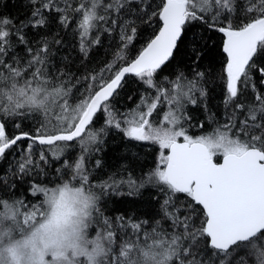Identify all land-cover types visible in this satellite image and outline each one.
<instances>
[{
  "label": "snow or ice",
  "instance_id": "snow-or-ice-1",
  "mask_svg": "<svg viewBox=\"0 0 264 264\" xmlns=\"http://www.w3.org/2000/svg\"><path fill=\"white\" fill-rule=\"evenodd\" d=\"M27 5L19 26L0 14V160L19 156L10 173L0 175V264H264V0ZM153 22L157 28L129 58L138 25ZM73 23L82 59L102 44L103 34H117L116 50L86 76L53 75L50 43L33 48L25 29L68 30ZM207 32L223 36L218 86L232 113L223 125L193 135L185 109L214 90L199 70ZM181 51L191 61L189 73L164 75ZM129 75L145 94L120 114L114 105ZM30 117L39 123L24 130ZM111 131L121 137L118 147L129 149L121 160L150 144L157 166L142 176L125 169L126 178L92 183L87 157ZM74 147L80 155L73 160ZM52 160L63 166L56 172L70 178L51 188L26 179ZM95 167L102 168L100 159ZM22 184H28L23 193ZM144 192L154 200L148 219L105 215L104 197Z\"/></svg>",
  "mask_w": 264,
  "mask_h": 264
},
{
  "label": "trees",
  "instance_id": "trees-1",
  "mask_svg": "<svg viewBox=\"0 0 264 264\" xmlns=\"http://www.w3.org/2000/svg\"><path fill=\"white\" fill-rule=\"evenodd\" d=\"M60 2L63 6L64 0H60ZM71 2L76 3L77 0H71ZM149 2H152V0H149ZM159 2L160 0H154V5ZM28 12L27 0H0V14L12 17L17 26L25 19ZM138 27L141 35H138L134 47L129 48V58L133 57L144 45L149 36L153 34L154 29L157 28V24L153 22L151 27L146 25H138ZM25 31L28 34V39L33 48L42 41L50 43L51 55L49 58V67L53 75H56L57 70H60L77 77L86 76L90 72L97 70L106 61L112 59L113 53L116 50V44L119 42L115 32L111 35L103 34L101 35L102 44L93 46L89 51L88 58L82 59L83 54L79 50V36L74 34L75 23L70 25L68 30H60L55 26H51L47 29H25ZM55 38L60 39L62 43L59 45L52 43ZM204 41L205 45L202 47L205 55L200 62L199 70L209 74L211 83L208 87L214 88V90L210 91L207 97H197V105H187L185 109L191 117V120L185 126L189 127L190 134L193 135L210 131L217 125H223L232 113L231 107L225 108L222 89L218 86L223 84V81L220 79L225 63V57L222 53L223 36L216 32H207L204 33ZM19 48L22 49L23 46H19ZM19 54L24 55L22 51ZM190 63L189 57L185 55L184 51H181L176 55V59L169 65L164 75L171 77L173 73L180 71L188 74L190 71L188 67ZM126 81L125 86L119 90L117 97L119 103L114 105L115 110L120 114H126L131 109H134L139 103L138 97L145 94L144 89L139 83L134 82V77L129 75L126 77ZM83 83L84 81L82 80L81 84ZM83 90V87H81V91ZM166 110L167 105L162 106L161 116ZM159 118L157 117V120ZM38 123V118L30 117L22 124V128L24 130H30L28 128L30 124L32 130H34ZM101 124V121H97L96 126L99 127ZM198 124H204L205 128L200 129L196 127ZM241 138L243 139L244 137ZM104 139L106 143L100 145L101 150L92 151L86 160V168L92 183L99 184L111 178L117 180L126 178L127 173L125 169L133 171L136 176H142L157 166L159 156L155 145H137L136 148L130 150L132 155L129 160H121V157L127 155L129 152V149L118 147L121 144V137L115 131H111ZM70 151L73 160L80 155L78 147H74ZM18 158L19 156L17 154H13L6 160H0V175L10 173V166H14ZM67 158L68 153H65L62 159ZM97 159L102 161V168L95 167V160ZM219 159L217 158L218 162ZM57 168L62 169V164L60 161L52 160L50 165L44 166V171L40 172L39 175L33 173L30 178L26 179H29V182L34 181L49 188L54 187L57 183L63 182L64 179L70 178L58 174L56 172ZM27 187L28 184H22L20 186V192L23 193L24 188ZM150 196L151 193L149 192H144L142 197L117 196L113 194L103 198V211L105 215L111 217L124 216L126 219L129 217H135L138 220L148 219L146 213L151 211V203H154V200L150 203ZM32 202L38 201L33 199ZM145 227L149 226L145 225Z\"/></svg>",
  "mask_w": 264,
  "mask_h": 264
},
{
  "label": "water",
  "instance_id": "water-1",
  "mask_svg": "<svg viewBox=\"0 0 264 264\" xmlns=\"http://www.w3.org/2000/svg\"><path fill=\"white\" fill-rule=\"evenodd\" d=\"M219 162H221L220 159H219Z\"/></svg>",
  "mask_w": 264,
  "mask_h": 264
}]
</instances>
